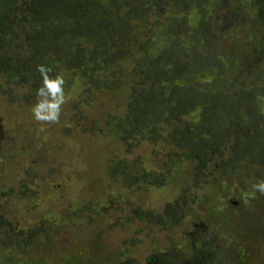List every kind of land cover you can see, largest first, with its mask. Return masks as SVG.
Masks as SVG:
<instances>
[{
    "label": "trees",
    "instance_id": "16d2710c",
    "mask_svg": "<svg viewBox=\"0 0 264 264\" xmlns=\"http://www.w3.org/2000/svg\"><path fill=\"white\" fill-rule=\"evenodd\" d=\"M39 65L50 69V79L68 73L62 77L68 98L73 81L79 84L70 120L79 121L101 91H126L124 109L110 116L111 131L128 155L140 144L157 146L156 161L161 157L165 173L139 158L133 164L118 159L110 181L164 190L182 163L192 165L196 181L211 177L207 169L224 176L244 166L251 167L248 192L257 176L264 181V0H0V88L9 104L18 91L32 104L43 99L37 95L44 83ZM36 139L30 132L14 138L0 128V165L21 163L26 183L41 163L35 161L37 151L41 159L46 155ZM31 182L18 193L38 200ZM12 193L13 188L1 191ZM263 197L249 196L253 204H264ZM193 199L177 195L159 214L138 207L136 218L162 228L179 226ZM234 199L245 201L240 195L222 205L232 212ZM36 219L34 213L25 226L0 213L1 243L26 258L44 253L52 244L49 219ZM206 230L192 228L183 247L172 248L173 261L151 254L147 264L220 263L223 250ZM258 253L264 263L261 248Z\"/></svg>",
    "mask_w": 264,
    "mask_h": 264
},
{
    "label": "rangeland",
    "instance_id": "374dc122",
    "mask_svg": "<svg viewBox=\"0 0 264 264\" xmlns=\"http://www.w3.org/2000/svg\"><path fill=\"white\" fill-rule=\"evenodd\" d=\"M1 79L0 85H4ZM79 87L73 81L71 96L64 95L55 121L36 119L33 112L36 104L25 100L23 91H18L16 101L9 104L4 89L0 88V128L14 134V138L32 133L46 154L41 159V150L37 151L35 161L41 163L35 167L33 182L29 181L40 193L38 200L18 193L20 187L29 184L24 181L21 163L10 161L0 165V207H4L0 213L8 222L25 226L34 213L39 218L34 222L47 217L45 225L50 228L52 238L45 252L32 258L0 241V264H147L151 254H163L164 262L168 258L173 261L172 248L183 247L196 225L205 227L208 234L217 238L223 250L220 263L213 264H264L258 260L259 248L264 253V204L262 201L253 204L247 195L250 166L224 176L207 169L206 174L212 173L211 177H199L196 181L192 165L182 163L173 171L164 190L141 191L125 186L121 180L110 181V167L118 159L133 164L131 161L139 158L154 172L163 173L161 157L156 161L157 146L150 143L140 144L126 154L111 131L110 116L124 109L126 91H101L89 99L79 121L70 120ZM244 162L247 164L248 159ZM52 168L54 174L41 180ZM262 177L257 176L256 181L260 182ZM8 188L15 189V193L2 196L1 191ZM177 195L194 198L183 224L162 228L145 218H136L138 207L140 211L159 214L164 204ZM240 195L245 201L240 205L234 199L232 212L222 205L224 202L231 205L233 198Z\"/></svg>",
    "mask_w": 264,
    "mask_h": 264
},
{
    "label": "clouds",
    "instance_id": "9594fccd",
    "mask_svg": "<svg viewBox=\"0 0 264 264\" xmlns=\"http://www.w3.org/2000/svg\"><path fill=\"white\" fill-rule=\"evenodd\" d=\"M38 71L44 77L43 86L37 90V95L42 97L33 109L35 118L38 120L55 121L59 118L61 105L64 103V80L62 77L50 79L47 73L50 69L44 65L38 66ZM252 191L247 195L255 197L257 192L264 194V181L254 183Z\"/></svg>",
    "mask_w": 264,
    "mask_h": 264
}]
</instances>
